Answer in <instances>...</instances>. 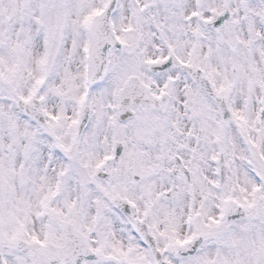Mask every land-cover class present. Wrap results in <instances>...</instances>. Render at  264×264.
<instances>
[{
  "label": "snow or ice",
  "instance_id": "1",
  "mask_svg": "<svg viewBox=\"0 0 264 264\" xmlns=\"http://www.w3.org/2000/svg\"><path fill=\"white\" fill-rule=\"evenodd\" d=\"M0 264H264V0H0Z\"/></svg>",
  "mask_w": 264,
  "mask_h": 264
}]
</instances>
